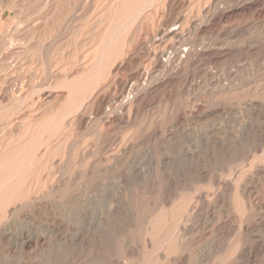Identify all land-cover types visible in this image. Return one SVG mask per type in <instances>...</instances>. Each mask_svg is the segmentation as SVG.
<instances>
[{
    "label": "rangeland",
    "instance_id": "1",
    "mask_svg": "<svg viewBox=\"0 0 264 264\" xmlns=\"http://www.w3.org/2000/svg\"><path fill=\"white\" fill-rule=\"evenodd\" d=\"M262 3L0 0V237L54 242L9 264H151L179 204L181 264H264Z\"/></svg>",
    "mask_w": 264,
    "mask_h": 264
},
{
    "label": "bare ground",
    "instance_id": "2",
    "mask_svg": "<svg viewBox=\"0 0 264 264\" xmlns=\"http://www.w3.org/2000/svg\"><path fill=\"white\" fill-rule=\"evenodd\" d=\"M263 1V0H262ZM263 4V3H262ZM264 5V4H263ZM234 7V6H233ZM138 10V9H137ZM231 10V9H230ZM234 12V11H232ZM231 13V12H230ZM236 14V12H234ZM216 15V14H215ZM231 15V14H230ZM220 16V15H219ZM225 16V14H224ZM218 17V16H217ZM227 17V16H226ZM212 18H213V15H212ZM211 18V19H212ZM220 18H218L217 20H219ZM214 21V20H213ZM216 22V21H215ZM217 24V23H216ZM250 24V23H249ZM176 25V24H175ZM208 25V24H207ZM210 25V24H209ZM213 25V24H211ZM210 25V26H211ZM189 26V25H188ZM214 26V25H213ZM176 28V27H175ZM173 32V31H171ZM167 33V32H166ZM175 33V31H174ZM159 37V36H158ZM166 37V36H165ZM148 48V47H147ZM143 50V49H142ZM188 52V51H187ZM154 53V52H153ZM215 53V52H214ZM173 53H168L166 51H163L161 53L160 56H157V57H160V58H163L165 57V62L167 61H170V59L173 57L172 56ZM182 54V53H181ZM184 54V53H183ZM178 55V58L180 59V53H175V56ZM131 56V55H130ZM227 56V55H226ZM216 59V58H215ZM147 62V61H145ZM150 62V61H149ZM150 64V63H149ZM155 69V68H154ZM160 72V71H159ZM144 75V74H143ZM168 78V77H167ZM140 79V78H139ZM169 79V78H168ZM150 81V80H149ZM168 83V81H167ZM174 83V82H173ZM144 84V83H143ZM147 84V83H146ZM127 86V85H126ZM121 90V89H120ZM125 92V91H124ZM135 92V91H134ZM131 94V93H130ZM127 98V97H126ZM131 103V102H130ZM83 104V103H82ZM120 104L121 106L124 107V104H125V101L123 99H121L120 101ZM81 106V105H80ZM129 106V105H128ZM205 107V106H204ZM130 108V107H129ZM196 110V109H195ZM194 110V111H195ZM192 111V110H191ZM193 111V112H194ZM204 112V111H203ZM203 112L201 111H197V112H194L193 115L194 117H198L199 119H201V115L203 114ZM185 116V115H183ZM192 116V114H191ZM180 119V118H179ZM187 119V118H186ZM187 121V120H186ZM174 124V123H173ZM171 132V131H170ZM169 133V132H168ZM172 135V134H171ZM169 137V136H168ZM122 150V149H121ZM18 173V172H17ZM17 176V175H16ZM28 178V177H27ZM32 181V180H31ZM9 182V181H8ZM220 183V182H219ZM2 184V183H1ZM5 183H3L4 185ZM222 186L226 187L227 190L229 191H232V185L231 183L227 182V181H224L221 183ZM31 185V184H30ZM29 185V186H30ZM2 186V185H0ZM4 187V186H3ZM262 187V186H261ZM12 188V187H11ZM29 188V187H28ZM165 188V187H164ZM250 188V187H249ZM247 186H243V189H240L239 191V196L241 199H238L237 198V203H240V202H243L244 205L247 207V209L249 210L250 212V215L254 213L255 209L257 207H259L260 205V198L263 197L261 196L260 197V189H258L257 193L255 194V192L251 189H249ZM255 189V188H254ZM1 190V189H0ZM16 191V190H15ZM26 191V190H24ZM23 191V192H24ZM164 192L161 194L160 196V203L161 205L164 204L166 205V207L168 208V206H170L171 202L176 198V193H174L172 190H169L168 187L165 188L163 190ZM256 191V189H255ZM263 193H264V185H263ZM21 192V191H19ZM19 192H14V193H19ZM13 193V192H12ZM22 193V192H21ZM21 193H19V196L21 195ZM30 192H28L29 194ZM27 192L25 195H28ZM15 195V194H14ZM18 195V194H17ZM16 195V196H17ZM25 195L22 196L25 198ZM30 195V194H29ZM238 196V197H239ZM18 198H21V197H17L16 200ZM196 198V197H195ZM22 199V198H21ZM199 199V198H198ZM202 199V197H201ZM205 199V198H204ZM20 200V199H18ZM203 201V200H201ZM182 202V201H181ZM236 202V201H235ZM174 203V201H173ZM193 203V202H192ZM190 203V204H192ZM196 203V202H195ZM242 203V204H243ZM18 204V203H16ZM262 204V202H261ZM158 205L160 206V204L158 202H155L153 203L152 205V213L157 211V207ZM194 204H192L191 206L189 207H193ZM239 205V204H238ZM14 207V206H13ZM188 207V208H189ZM196 207V205H195ZM187 208V209H188ZM191 208L189 209L191 211ZM16 209V208H15ZM4 210V209H3ZM188 211V210H187ZM193 211V210H192ZM220 214V213H219ZM224 214V213H223ZM186 215H188L186 213ZM224 216V215H222ZM220 216V217H222ZM6 217V216H5ZM4 217V218H5ZM13 217V216H12ZM217 218L219 219L217 222H216V226H220V222H221V218ZM234 217V212L232 211V208L227 210V218L230 219V221L233 219ZM181 218H185V217H182ZM180 204L177 206V207H170L168 209V212H167V215H165L164 213H159V215H157V217L155 218L154 220V230L152 231V235L154 236V239H155V244L157 246L160 247L159 251H158V256H157V259L153 260L151 262V264H166L167 261H170L171 263L173 264H181L180 262V255L179 254H174V255H171L172 252L174 251V249L176 248V246H179L180 247V229H182V231L184 230V236L187 234L186 231L187 229H184L183 227H181L180 225ZM224 219V218H223ZM216 220V219H215ZM227 220V219H226ZM3 223V222H2ZM153 223V222H152ZM10 225V224H9ZM225 225V224H224ZM1 226V224H0ZM7 227V226H5ZM248 228V227H247ZM221 229V228H220ZM11 230V229H10ZM10 230H5V231H2L3 233V237L1 236L0 237V264H9V257H10V254H9V251L6 252L9 247H13V248H16L20 251H18V253L21 255L24 248L27 247V246H30L32 245V249L27 253V256L26 257H29L31 260L34 259V257L37 258V256L45 249L47 248L48 246L52 245V242L50 239H46L45 238H41V237H38V235H33L32 233L31 234H25L26 232H24L20 237H17L15 236V233L13 231H10ZM190 232V231H189ZM5 235V236H4ZM85 238V237H84ZM177 238L178 242H174L173 241ZM83 243V242H82ZM156 246V247H157ZM75 247V246H74ZM77 249V248H76ZM29 250V249H28ZM53 250V249H52ZM15 251V250H14ZM11 253V252H10ZM25 253V254H26ZM44 253V252H43ZM24 255V254H23ZM12 257V255H11ZM21 257V256H20ZM25 257V256H24ZM23 257V258H24ZM25 257V258H26ZM22 258V257H21ZM9 259V260H8ZM72 259L71 257H69V260ZM36 260V259H34ZM13 261V260H12ZM114 261V260H112ZM119 260H117L118 262ZM115 262V261H114ZM113 262V263H114ZM73 263V262H72ZM112 263V264H113ZM32 264V263H31ZM80 264V263H79ZM120 264V263H118Z\"/></svg>",
    "mask_w": 264,
    "mask_h": 264
}]
</instances>
